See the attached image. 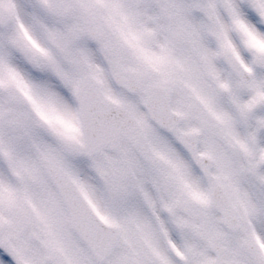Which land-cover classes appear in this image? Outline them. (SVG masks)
<instances>
[{"label": "snow or ice", "instance_id": "1", "mask_svg": "<svg viewBox=\"0 0 264 264\" xmlns=\"http://www.w3.org/2000/svg\"><path fill=\"white\" fill-rule=\"evenodd\" d=\"M125 124L146 141L156 191L117 171L102 224L73 206L92 251L108 250L97 262L48 188L55 156L30 144ZM0 264H264V0H0Z\"/></svg>", "mask_w": 264, "mask_h": 264}, {"label": "flooded vegetation", "instance_id": "2", "mask_svg": "<svg viewBox=\"0 0 264 264\" xmlns=\"http://www.w3.org/2000/svg\"><path fill=\"white\" fill-rule=\"evenodd\" d=\"M97 51H100L99 45H97ZM100 55L103 57L102 52H100ZM113 82L116 88L121 87L120 82L115 80V78ZM130 94L134 96L135 92L130 91ZM73 102L74 106L78 108V100L75 94H73ZM140 109L142 113L145 112L142 110V104L140 105ZM147 121L149 122V125L144 126L150 128L154 136L158 137L162 141L168 142L171 148H173L178 154V158L186 160V163L190 168L198 169L201 180L206 183L208 177L205 178L201 173V170L195 167L191 161L189 152L178 140L179 137L177 134L173 130H164L151 122L149 119ZM45 131L47 133L46 137H40L36 143L30 144L31 156L39 159L41 149H43L49 154L55 156L58 164V170L66 172L69 177L76 181L81 180L83 183L85 181V186H88V188L92 186L94 193H92L89 189L90 198L88 201L96 212L98 208L104 207L105 205L100 197V191L96 187L94 179L89 177L90 165H93L98 171L102 169L99 172L97 171L98 175L101 177L100 180H106L108 177H113L117 171H121L125 173L126 179L131 180L134 179L135 176L141 177L146 184L152 185L153 192L156 191L155 186L152 184L151 174L148 167L149 161L146 155V141L142 136H140L139 129L125 124L121 133L115 137H104L96 132L95 139H91L89 137L92 144L101 145V141L105 144L103 146H99L97 152L90 155H87L85 150L82 148L81 144L83 143V136L81 141H66L57 137L55 134L48 132L47 130ZM165 133H167L168 136H171L177 144L181 145L184 149V153L187 154L186 157L183 154H180L179 149H176L175 145L171 144V141L168 140V136H166ZM79 158H83V160L86 161L85 167L83 166L84 164L82 165V168L78 167ZM87 162H89V166ZM129 165H131V171H127ZM48 180L50 179L48 178ZM240 182L242 184L245 183L243 175L240 177ZM248 191L250 195L256 194V190L253 188H250ZM74 238L75 237H73V239Z\"/></svg>", "mask_w": 264, "mask_h": 264}, {"label": "water", "instance_id": "3", "mask_svg": "<svg viewBox=\"0 0 264 264\" xmlns=\"http://www.w3.org/2000/svg\"><path fill=\"white\" fill-rule=\"evenodd\" d=\"M149 110V109H147ZM150 113V117L152 118V120L154 122H156L159 125H162L164 127H168L166 126L164 123H162L159 119H157L152 112L149 110ZM199 157L195 156V160L197 162H199ZM47 174L50 176V178H52L53 182L55 183L60 195L62 196L61 198H63L65 205H66V209H68L70 218L72 220V225H73V229H75V231L80 235V237L82 238V240H84L87 244H89L91 246V242L90 240L86 237L81 225L78 223V221L75 219L74 216V208L73 206L77 203L83 205L89 213H91L92 215L96 216V214L92 211V209L90 208V206L87 204V202L85 201V199L82 197L81 193L79 192V190L77 189V187L75 186V184L66 176L61 175L58 171L56 170H47ZM96 219L102 224L103 222L100 221V218ZM105 228H107V225H104ZM108 254V250L105 249V255H96V260L102 261L105 256Z\"/></svg>", "mask_w": 264, "mask_h": 264}, {"label": "rangeland", "instance_id": "4", "mask_svg": "<svg viewBox=\"0 0 264 264\" xmlns=\"http://www.w3.org/2000/svg\"><path fill=\"white\" fill-rule=\"evenodd\" d=\"M142 120L144 122V125H147L144 121V118L142 117ZM84 164V165H83ZM88 166H89V162H87ZM82 165L85 167L86 166V161L83 160V158H80L78 161V167L82 168ZM89 177H91L92 179H94L96 187L98 188V190L100 191V197L104 203V207H109L111 208L114 204V200H115V193L112 190V185L110 183V180L112 177H108L106 180H99L96 173L92 172V175L89 172ZM80 183V186L83 185L84 187L87 188L88 192H89V197H90V191L92 193H94V189L92 188V186H90L88 188V186H85V181L83 183V181L78 180ZM47 184H48V188L49 190L55 194L57 201L60 205L63 206V209L65 208L64 205L62 204L61 200L58 198V195L56 194V191L54 190V187L51 185V183H49V181L47 180ZM90 189V191H89ZM64 224L65 227L67 229V233L69 234L70 237H74L76 236L75 233L73 232V230L70 227V223H69V218H68V214L66 212V210L64 209ZM77 240V238L75 239ZM78 241V240H77ZM80 244V242H79ZM86 252H88V250H86V248L84 249ZM89 253V252H88ZM90 254V253H89Z\"/></svg>", "mask_w": 264, "mask_h": 264}]
</instances>
